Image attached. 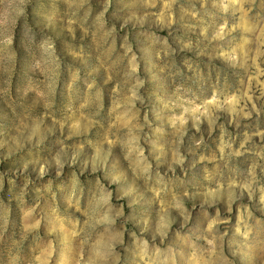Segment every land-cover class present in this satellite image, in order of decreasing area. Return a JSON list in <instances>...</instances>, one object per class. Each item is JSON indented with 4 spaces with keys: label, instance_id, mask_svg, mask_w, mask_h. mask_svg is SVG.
I'll list each match as a JSON object with an SVG mask.
<instances>
[{
    "label": "rangeland",
    "instance_id": "rangeland-1",
    "mask_svg": "<svg viewBox=\"0 0 264 264\" xmlns=\"http://www.w3.org/2000/svg\"><path fill=\"white\" fill-rule=\"evenodd\" d=\"M0 264H264V0H0Z\"/></svg>",
    "mask_w": 264,
    "mask_h": 264
}]
</instances>
